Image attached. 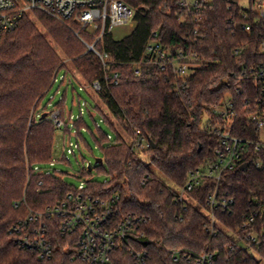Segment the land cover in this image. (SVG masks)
Returning <instances> with one entry per match:
<instances>
[{
  "label": "trees",
  "instance_id": "trees-1",
  "mask_svg": "<svg viewBox=\"0 0 264 264\" xmlns=\"http://www.w3.org/2000/svg\"><path fill=\"white\" fill-rule=\"evenodd\" d=\"M121 1L135 10L134 29L121 40H114L109 34L95 44L99 52L107 55L104 65L96 55L85 51L71 28L36 13L44 33L70 60L75 73L86 84L99 81L102 86L95 94L103 108L95 103L91 92H85L93 101L91 109L101 116V123L109 128V133L94 120L87 105L95 133L90 131L82 113L71 120L65 91L52 105L59 109L65 122L61 129L63 136L73 135L77 148L79 144L87 146L81 132L86 129L100 150L98 159L102 162L81 171L80 178L87 179L86 190L103 199L117 195L123 213L148 218L145 233L150 243L146 245L145 264H189L184 260L174 262L171 254L174 250L209 252L214 264H264V248L258 250V260L246 251L232 252L225 248L230 242L227 232L239 225L249 203L255 199L264 201V169L248 164L244 170L238 166L223 175L218 189L221 195L227 193L232 197L234 204L231 214L215 212L221 226L213 237L207 230L206 198L214 190L215 181H203L191 193L196 205H187L185 209L175 204V192L170 186H182L188 171L215 161L218 139L201 128V118L205 113L214 122L210 107L227 93L232 94L224 84L232 83L229 76L239 66L264 63L257 39L263 35L264 11L248 14L243 22L250 23L252 29L247 33L235 27L242 22L243 12L237 0H208L202 12L203 22L198 26L192 20L193 10L181 7L178 0ZM248 2L251 7L254 1ZM254 18L258 21L254 22ZM151 41L159 42L171 55L181 51L197 53L199 62L190 68L185 83L145 56ZM86 42L93 40L89 38ZM242 44V54L235 56L234 50ZM66 69L61 55L27 16L20 19L16 29L0 38V264H85L73 257L64 238L55 235L53 256L40 261L34 253L21 249L9 234L10 227L26 212L25 205L15 208L16 203L25 199L27 206L41 209L74 190L58 173L46 175L33 170V166L43 167L52 160L57 128L48 120V104L39 106L54 84V76ZM113 74H117V83L112 81ZM246 86L255 88L252 81H247ZM248 88L245 93L232 94L235 111L232 133L256 138V129L244 111ZM43 114L46 115L41 118ZM111 119L130 142L122 137ZM141 139L146 147L136 152L131 144ZM140 153L148 154L153 170L143 164ZM61 160L67 162L63 154ZM93 170L97 175L104 174L106 179L100 182L90 178ZM112 264L135 263L126 252L118 251L112 256Z\"/></svg>",
  "mask_w": 264,
  "mask_h": 264
},
{
  "label": "built area",
  "instance_id": "built-area-1",
  "mask_svg": "<svg viewBox=\"0 0 264 264\" xmlns=\"http://www.w3.org/2000/svg\"><path fill=\"white\" fill-rule=\"evenodd\" d=\"M241 12L242 22L235 25L245 32H250L252 25L243 22L248 14L256 15L264 11V1L253 0L250 7H243ZM208 0H178L181 7L193 10V22L196 26L202 24V12ZM42 13L61 23L73 27L76 36L86 46V52L96 55L105 64L107 55L99 52L95 44L118 26L131 22L134 24L135 10L127 6L121 0H0V38L17 28L22 17ZM258 18H254V22ZM259 24V22H257ZM263 32L258 39V50L264 53V21L261 24ZM198 30L195 27L194 33ZM91 38V44L82 38ZM242 44L234 50L235 56L243 52ZM145 56L151 63L162 71L171 70L175 76L185 83L191 67L197 66L199 57L195 52H179L171 55L159 42L151 41L146 46ZM54 76V83H65L66 86L76 80L82 86L79 90L98 92L102 86L99 81L91 84H83L74 75L64 70V73ZM67 74L71 78L66 79ZM224 87L231 89L232 94L247 92V81H252L255 88L249 90V97L244 101V111L247 120L256 129V138L240 137L232 133L235 111L232 94L227 93L218 103L210 107L214 122L208 114L207 121L201 128L218 139V145L214 150L215 161L206 167L188 171L184 184L177 187L174 192V202L186 208L187 205H196L191 193L196 191L203 181H215V188L207 195V218L209 221L208 232L215 236L216 228L221 223L216 218L215 212L226 211L231 214L234 199L226 193L221 195L218 189L223 175L234 171L238 166L250 164L255 169H264V63L239 66L237 72L229 76ZM112 81L117 83V74L112 75ZM176 84V83H175ZM177 94L178 88H174ZM86 101L80 104L85 107ZM82 113V109L79 108ZM60 111L52 108L48 114V120L59 130L65 126L60 118ZM205 114V113H204ZM73 119V116L70 117ZM66 136H64L65 138ZM110 139V136L108 135ZM143 140L133 142V149H143ZM64 143V139H63ZM66 153L72 154V143L69 141ZM146 147V144H145ZM64 158L66 159V155ZM67 160V159H66ZM246 160V161H245ZM68 162V160H67ZM249 162V163H248ZM53 165V161L49 166ZM246 167V168H247ZM35 172L46 175L58 173L43 166H33ZM85 181H80L74 190L66 193L54 204L45 205L41 209H35L26 205L25 199L14 205L18 208L21 204L26 206L25 216L14 223L9 234L15 243L23 250L34 253L38 260L50 259L55 250V235L64 238L66 247L72 250L73 257L85 264H112V256L118 251L126 252L135 264H145L148 259L146 245L150 241L146 237L145 228L148 218L136 213H123L119 205V197L111 196L107 199L95 196L86 190ZM145 181H142L144 184ZM39 191V189H37ZM230 242L225 247L229 251H246L258 256V250L264 248V201L252 200L248 208L242 214L241 221L235 230L227 232ZM173 261L184 260L189 264H214L213 255L209 252L193 253L190 251L174 250L171 252Z\"/></svg>",
  "mask_w": 264,
  "mask_h": 264
},
{
  "label": "rangeland",
  "instance_id": "rangeland-1",
  "mask_svg": "<svg viewBox=\"0 0 264 264\" xmlns=\"http://www.w3.org/2000/svg\"><path fill=\"white\" fill-rule=\"evenodd\" d=\"M239 4L243 7L247 6V0H239L238 1ZM27 18L34 22L35 25L42 31V33L46 36L47 40L51 43V45L55 48V50L61 55V57L63 58V62L65 64V66L67 67V71L70 72V74L74 75L76 79H78V81L82 82L83 84H86V82L82 79V77H80L77 73H75V69L72 65V63L70 62L69 59H66L63 55V53L61 52V50L56 46L54 40L47 34H45L44 29L42 27V25L39 23L38 19H37V15L36 14H30L27 15ZM53 19V18H52ZM55 20V19H54ZM57 21V20H55ZM59 22V21H58ZM61 23V22H59ZM64 24V23H61ZM65 26H67L68 28H71L73 30V27H69L68 25L64 24ZM134 29V24H132L131 22L124 24L122 26H118L115 27L112 31H111V36L114 40H121L124 37L128 36L132 30ZM73 34L75 35V37L83 44V42L76 36V34L74 33V31H72ZM84 39V41H87L89 38L84 36L82 37ZM88 44H91L92 42H86ZM84 45V44H83ZM85 46V45H84ZM86 49V46H85ZM86 51V50H85ZM64 73V70L60 71V74ZM59 74V75H60ZM67 74L66 79L68 80L69 78H71V75ZM82 86L80 85V83H78L76 80H73L71 84H68L66 86V82L60 84L59 82H55L52 87L47 91L46 95L44 96V98L42 99V101L40 102V108H42L44 105L48 104L47 109H50V105H54V103H56L62 93L65 91L66 92V109L67 112L69 110L72 111V116H73V120L77 119V117L79 116V108L82 109V117L83 119L86 121L87 125L90 128V131L95 133L96 129H95V124L93 123V121L90 118V115L88 114V111L86 110L85 107H80V104L83 103V101H86L87 106L89 107V111L92 115H94V120L98 123L101 124L102 129L105 132H110L109 128L106 127L103 123H101V116L97 113H95L92 109L91 106L93 105V101L91 99V96L93 98V100L95 101V103L97 105H99L101 108H103L102 104L100 103V101L98 100L95 92L92 93V91L90 89H88L89 93L91 92V96H89V94H87L85 91L86 90H79ZM77 95H79V99L77 98ZM111 121L113 122V125L116 126V128L120 131L122 137L124 139H126L127 142L129 141V138L126 136L125 132H123L121 130V128L118 127V124L116 123L115 120L111 119ZM207 121V116L206 114L202 115L201 118V123L200 126H204V124ZM87 146H84L79 144V148L78 145H76V141L73 137V135L70 136H66L64 138L62 131L57 129L56 133H55V138H54V144H53V155H52V160L53 161V165L49 166V164H47L45 167L49 168L50 170H57L58 171V175H60L68 184L77 186L80 181H85V179L80 178V174L81 171L83 170V168H88L90 167H94L96 165V160L98 158L101 157V153L100 150L97 148L96 143L93 141L90 133L84 129L81 131ZM63 139H64V143H63ZM69 141L72 143V149H73V154H68L66 153V149L69 148L68 143ZM143 143V147L145 148V142ZM133 145V144H131ZM134 151H140L137 149H134ZM62 153H64L66 155V159L68 160V162L61 160L62 157ZM139 158L140 160L143 162V164L148 165V167L150 168V170H153V166L151 164H149V156L148 154H139ZM90 178L95 179L97 181L102 182L104 179H106V177L104 176V174L102 175H97L95 173V171L93 170L90 174ZM162 178V177H161ZM163 179V178H162ZM174 191L177 190L176 186H173L172 184L170 185ZM252 256L255 259H259V257L252 253Z\"/></svg>",
  "mask_w": 264,
  "mask_h": 264
},
{
  "label": "water",
  "instance_id": "water-1",
  "mask_svg": "<svg viewBox=\"0 0 264 264\" xmlns=\"http://www.w3.org/2000/svg\"><path fill=\"white\" fill-rule=\"evenodd\" d=\"M45 115H46V114H43V115L41 116V118H43ZM101 162H102L101 159H97V160H96V163H97V164H100ZM246 167H247V165H246V164H243V165L240 166V170H244V169H246Z\"/></svg>",
  "mask_w": 264,
  "mask_h": 264
}]
</instances>
